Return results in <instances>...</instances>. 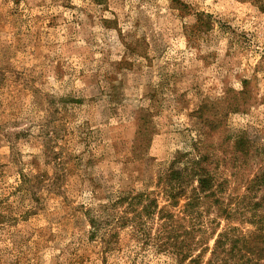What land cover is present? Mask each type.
Masks as SVG:
<instances>
[{"label": "rangeland", "instance_id": "374dc122", "mask_svg": "<svg viewBox=\"0 0 264 264\" xmlns=\"http://www.w3.org/2000/svg\"><path fill=\"white\" fill-rule=\"evenodd\" d=\"M188 152L209 154L225 203L244 200L230 224L252 231L264 0H0V264H174L120 223L119 199L212 221L185 215L187 194L171 203L166 173Z\"/></svg>", "mask_w": 264, "mask_h": 264}, {"label": "trees", "instance_id": "16d2710c", "mask_svg": "<svg viewBox=\"0 0 264 264\" xmlns=\"http://www.w3.org/2000/svg\"><path fill=\"white\" fill-rule=\"evenodd\" d=\"M235 145L238 148L240 145L242 149L239 150L245 155L258 156L253 151L254 145L242 136ZM191 153L178 154L166 173L170 200L173 204L177 203V197L187 194L188 202L183 209L185 215L194 218L214 211L216 217L212 221H174L170 219L173 213L165 208L157 210V203L148 192L138 191L119 199L120 202H127L122 216L118 218L120 223L129 225L132 232L146 238V245L168 254L174 264H264V197L257 190L253 191L255 196L248 206L252 212L249 222L255 226L252 231L230 224V220L244 214L241 209L244 208V200L239 197L232 201L233 198H230V202L225 203L221 197L222 183L212 171L209 154L201 152L193 158ZM255 184L259 187L264 185V173H257L251 179L250 185ZM205 202L208 206L198 209L202 206L199 204ZM157 211L166 220L159 223L156 233H151L144 217H153ZM220 219L227 220V223L222 225ZM98 220V217H91L97 230L100 228Z\"/></svg>", "mask_w": 264, "mask_h": 264}]
</instances>
